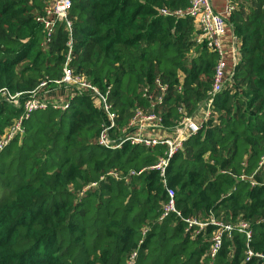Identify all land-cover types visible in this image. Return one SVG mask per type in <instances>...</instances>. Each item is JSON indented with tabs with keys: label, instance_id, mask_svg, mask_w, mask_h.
I'll return each instance as SVG.
<instances>
[{
	"label": "trees",
	"instance_id": "1",
	"mask_svg": "<svg viewBox=\"0 0 264 264\" xmlns=\"http://www.w3.org/2000/svg\"><path fill=\"white\" fill-rule=\"evenodd\" d=\"M54 0H0V91L21 94L23 104L41 82L62 78L69 30L61 23L50 43L44 24ZM228 21L236 37L231 82L213 104L208 123L174 156L167 182L150 171L165 148L99 146L103 113L88 94L46 93L47 109L24 117L22 137L0 150V264H263L247 260V245L264 254V0H232ZM226 5V0H225ZM190 0H73L75 74L101 92L111 89V111L125 126L135 108L156 111L147 100L157 81L168 85L161 108L173 132L207 98L217 56L195 41L185 11ZM181 110V112H180ZM0 93V140L23 116ZM146 169V170H145ZM145 170V171H143ZM117 171L125 179L109 176ZM143 171L142 173H139ZM253 176L258 182L241 177ZM251 225L248 242L226 234L210 257V225L195 234L189 221Z\"/></svg>",
	"mask_w": 264,
	"mask_h": 264
},
{
	"label": "built area",
	"instance_id": "2",
	"mask_svg": "<svg viewBox=\"0 0 264 264\" xmlns=\"http://www.w3.org/2000/svg\"><path fill=\"white\" fill-rule=\"evenodd\" d=\"M72 5L73 0H54L52 7L47 11V16L38 20L44 24L45 36L48 43L55 37L58 24H65L69 30V40L66 45L67 53L62 68V78L55 81H50L49 79L44 80L35 90L29 93L28 99H26L23 104L20 100L21 94L11 95L5 89L0 91L1 95L9 104L19 109L22 108L24 112L23 116L7 130L6 134L0 140V150L5 148L14 138L22 137L24 133L23 120L25 116L38 110L47 109L48 105L45 96H47L46 93H48L50 91L49 89L52 87L56 90L62 89L67 91L70 89L74 91V93L70 95L68 103L62 107V110H66L76 96H82L83 93H86L91 100L95 101L94 103L99 106L104 116L98 141L100 147L111 151L121 150L126 144L133 146L138 145L145 148H155L158 146H163L165 148L164 155H162L149 170L159 174L169 197V205L166 208L165 215L175 213L180 217V213L175 209V192L169 187L167 182V171L174 156L183 151L185 143L203 130L210 118L215 98L221 94L228 83L231 82L233 74L225 72V59L228 53H231L234 67L238 62L237 41L233 32L232 38L234 43L232 50L226 42V33L233 28L232 24L228 21L232 12L235 10L232 0H226V5L222 12L215 11L212 0H190V6L185 11H162V14L165 16L192 19L197 30V34L195 35L197 44L205 45V48L209 52L217 56L214 82L207 98L198 105L190 116H185L171 133H169V130L165 127L161 110L169 93L167 84H163L158 80L156 84L157 94L152 95L149 93L148 96H146L147 100L152 105L151 108L155 109L158 107L156 111H146L143 108H135L130 115L128 123L121 127L118 123V115L111 111V89L106 92H101L87 77L74 73L71 67V63L74 59V40L72 23L69 19ZM263 165L264 157L259 168ZM109 176H112L116 180L125 179V177L117 171L110 172ZM241 178L250 180L253 187L258 184L253 176H242ZM189 223L191 227L196 229L195 234L203 232L210 225L217 227V230L212 235L213 243L209 253L210 257H214L221 250L223 238L226 234H231V232L236 230L243 234L248 242L253 237L251 225L245 222L236 225L223 224L217 222L216 219L211 216L207 222L191 220ZM247 247L246 261L257 258L264 264V254L255 253L250 249L249 245H247ZM134 258L135 256H133L130 264H133Z\"/></svg>",
	"mask_w": 264,
	"mask_h": 264
},
{
	"label": "crops",
	"instance_id": "3",
	"mask_svg": "<svg viewBox=\"0 0 264 264\" xmlns=\"http://www.w3.org/2000/svg\"><path fill=\"white\" fill-rule=\"evenodd\" d=\"M212 5H213V8L215 9V11L222 12L224 7H225V0H212ZM232 37H233L232 33L230 32L229 37L226 38V42L229 45L231 50L233 48V43H234Z\"/></svg>",
	"mask_w": 264,
	"mask_h": 264
}]
</instances>
